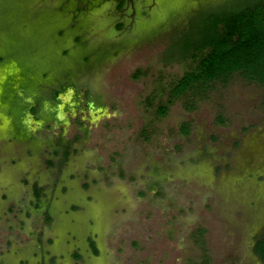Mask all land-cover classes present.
<instances>
[{"label": "rangeland", "instance_id": "374dc122", "mask_svg": "<svg viewBox=\"0 0 264 264\" xmlns=\"http://www.w3.org/2000/svg\"><path fill=\"white\" fill-rule=\"evenodd\" d=\"M202 1L0 0V264H264V83L171 94Z\"/></svg>", "mask_w": 264, "mask_h": 264}, {"label": "trees", "instance_id": "16d2710c", "mask_svg": "<svg viewBox=\"0 0 264 264\" xmlns=\"http://www.w3.org/2000/svg\"><path fill=\"white\" fill-rule=\"evenodd\" d=\"M200 3H204V10L199 16L197 37L183 47V52L189 53L196 62L172 84V96L188 90L203 92L214 81L225 82L233 74L264 83V0H205ZM27 86L29 84L22 88ZM64 87L52 89L53 100ZM34 98L37 99L35 95ZM165 111L166 107H161L159 114ZM183 131L188 129L184 127ZM254 251L264 262V238L257 240Z\"/></svg>", "mask_w": 264, "mask_h": 264}, {"label": "water", "instance_id": "95a60500", "mask_svg": "<svg viewBox=\"0 0 264 264\" xmlns=\"http://www.w3.org/2000/svg\"><path fill=\"white\" fill-rule=\"evenodd\" d=\"M70 92V90L68 91V93ZM68 93L66 92V93H63V94H61V93H59L58 94V97H60L61 99H63V97H65L66 95H68ZM30 118V117H29ZM31 119V118H30ZM32 122H37L36 120H32Z\"/></svg>", "mask_w": 264, "mask_h": 264}]
</instances>
